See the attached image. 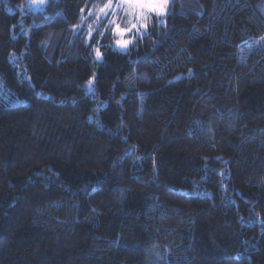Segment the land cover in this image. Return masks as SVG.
Listing matches in <instances>:
<instances>
[{"label":"trees","instance_id":"trees-1","mask_svg":"<svg viewBox=\"0 0 264 264\" xmlns=\"http://www.w3.org/2000/svg\"><path fill=\"white\" fill-rule=\"evenodd\" d=\"M107 2L0 0V264H264V0Z\"/></svg>","mask_w":264,"mask_h":264},{"label":"rangeland","instance_id":"rangeland-1","mask_svg":"<svg viewBox=\"0 0 264 264\" xmlns=\"http://www.w3.org/2000/svg\"><path fill=\"white\" fill-rule=\"evenodd\" d=\"M169 2L170 0H168L167 6L162 14H157L155 12H149L147 10H144L143 17L141 18L137 15L131 14L130 10H128L127 8V5H122L121 0H111L112 8L109 10V14L107 16H100L99 9L103 8L106 4H108L109 3L108 0V2L104 4L103 7L99 6L98 9L91 11L86 17L83 18L85 20L78 27L77 32L79 33L86 31L88 32V35H93L94 33L99 31L100 37H102L108 31L106 26L111 27L110 31L117 36V38L113 43L114 49L118 50L119 52L125 53L133 43L137 33L142 35L141 34L142 31L144 30L147 31L149 25L148 23L149 18L153 16H157L159 18L165 17L168 10ZM118 5L120 6L118 7ZM113 12L115 13L114 15L112 14ZM112 20H115V22L120 25L121 29L131 28L132 24H137L139 30L132 29L131 31L124 32L123 35L117 34L115 31H113L115 25L110 23V21ZM104 21H107L108 24L105 27H102V22ZM140 25H144L145 27H140ZM122 40L129 41L127 48L121 47V45L118 43V41H122ZM92 85H93V80L91 85L88 84L87 86L89 92H91L93 89ZM2 95L3 93L0 92L1 97Z\"/></svg>","mask_w":264,"mask_h":264},{"label":"snow or ice","instance_id":"snow-or-ice-1","mask_svg":"<svg viewBox=\"0 0 264 264\" xmlns=\"http://www.w3.org/2000/svg\"><path fill=\"white\" fill-rule=\"evenodd\" d=\"M35 2L43 3L44 0H35ZM122 5H127L128 10H130V13L133 15H137L139 17H143L144 10H147L149 12H155L157 14H162L167 6L168 0H121ZM120 5H118L119 7ZM112 8L111 0H109V3L106 4L103 8L99 9V15L100 16H107L109 14V10ZM115 14L114 12L112 13ZM99 18V16H98ZM110 23L114 24L115 27L113 28V31H115L117 34L123 35L126 31H131L132 29H138L137 24H132L131 28H125L121 29L120 25L115 22V20L110 21ZM140 27H145L144 25H140ZM118 43L123 48H127L129 41L122 40L118 41ZM96 56L97 59L100 58L101 53L99 50H96ZM92 81H89V85H91Z\"/></svg>","mask_w":264,"mask_h":264}]
</instances>
